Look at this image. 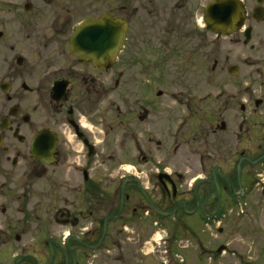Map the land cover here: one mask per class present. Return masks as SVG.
Wrapping results in <instances>:
<instances>
[{"label":"flooded vegetation","instance_id":"flooded-vegetation-1","mask_svg":"<svg viewBox=\"0 0 264 264\" xmlns=\"http://www.w3.org/2000/svg\"><path fill=\"white\" fill-rule=\"evenodd\" d=\"M91 1L0 0V264H82L158 230L198 262L227 253L224 223L246 213L253 236L264 214V0ZM103 18L119 51L99 67Z\"/></svg>","mask_w":264,"mask_h":264},{"label":"rangeland","instance_id":"rangeland-1","mask_svg":"<svg viewBox=\"0 0 264 264\" xmlns=\"http://www.w3.org/2000/svg\"><path fill=\"white\" fill-rule=\"evenodd\" d=\"M91 3L97 5L98 1L92 0ZM247 72L239 77V82L245 78ZM206 106L207 116L215 118L217 116L216 111H218L217 104L206 103ZM235 109L236 107L232 110ZM252 216L255 227L253 236L249 234V228L252 225L249 226L250 220L246 213L237 215L238 226L233 227L234 224H228L225 227L226 222L224 221L225 232L232 233V236L225 234L222 238L223 240L226 238L225 241L231 243L228 252L211 258L206 256L201 262H198L195 257H188L192 253L184 238L172 244H164L166 241L165 233L158 230V234L154 238L157 243L151 241L150 238L148 242L151 243L144 244L141 248L123 246L122 249H109L106 252L95 253L92 257L89 255L82 264H264V214L255 213ZM68 232L66 231L65 234Z\"/></svg>","mask_w":264,"mask_h":264},{"label":"water","instance_id":"water-1","mask_svg":"<svg viewBox=\"0 0 264 264\" xmlns=\"http://www.w3.org/2000/svg\"><path fill=\"white\" fill-rule=\"evenodd\" d=\"M215 4L209 8L208 23L211 29L217 31L216 24L219 23L218 16L216 14ZM109 25V31L104 33L103 27ZM117 23L109 21L108 19H101L100 22L94 20L90 21V63L104 67L112 62L119 51V45L116 43V39H119V31L117 29ZM87 24L85 23L78 29V31L86 30ZM114 27V28H113ZM97 29V31H94Z\"/></svg>","mask_w":264,"mask_h":264}]
</instances>
